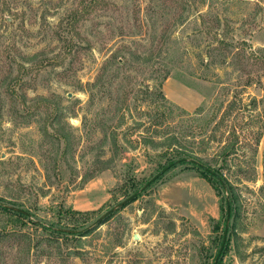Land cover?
Returning <instances> with one entry per match:
<instances>
[{
    "label": "rangeland",
    "instance_id": "374dc122",
    "mask_svg": "<svg viewBox=\"0 0 264 264\" xmlns=\"http://www.w3.org/2000/svg\"><path fill=\"white\" fill-rule=\"evenodd\" d=\"M91 1L0 0V199L61 240L41 264H214L231 189L222 264H264V0ZM175 135L213 167L235 143L221 194L158 162Z\"/></svg>",
    "mask_w": 264,
    "mask_h": 264
},
{
    "label": "trees",
    "instance_id": "16d2710c",
    "mask_svg": "<svg viewBox=\"0 0 264 264\" xmlns=\"http://www.w3.org/2000/svg\"><path fill=\"white\" fill-rule=\"evenodd\" d=\"M95 2H101V0H93L91 1V4ZM97 6V5H95ZM92 7V6H91ZM68 25V24H67ZM69 32H71L69 30ZM65 43L67 44V47L70 48L69 50L74 49L75 43L72 42L68 36L65 37ZM169 75L165 74L164 79H166ZM162 83V82H161ZM161 86V84H159ZM161 98H165V95L163 93H160L159 98L156 99L157 104H159V100ZM166 99V98H165ZM167 100V99H166ZM160 108V105H159ZM155 134L151 136H147L144 138L145 143H152L153 148H155L154 144H159L155 141ZM179 139H186V137L180 138L178 135H175L174 137H170L169 143L163 145V149L156 153L154 156L158 157V162H162V160L168 155V154H174L175 157H188L189 160L193 163L195 167L199 169L200 176L207 179L211 185L217 189V192L221 194L219 187L215 184L213 181V178L216 181H221L217 175L208 172L207 170L203 169L199 164H203L207 166L208 168L212 169L217 174H220L224 177L223 170L229 169L230 163H229V157L235 152V143L227 144V146L224 147V150L220 152V157L222 158V164L216 165V167L211 166L210 164L204 162V160L199 157L198 153H196L195 150L189 149L188 147H183L178 145ZM117 152H122L123 149L121 146L119 147L117 145L116 148ZM147 156L152 158V154L149 152L147 153ZM187 161H184L182 163H185ZM199 163V164H198ZM162 166V165H161ZM160 166V168H161ZM225 183L228 184L229 180L226 178L223 179ZM130 185L129 183L125 182L119 189L118 192H121V196H127L130 193ZM232 192L230 196V202H231V210L232 212L235 210V204L238 205V198L236 196V193L234 189H231ZM217 193V194H218ZM116 196V194H115ZM237 202V203H236ZM223 202L220 203L221 210L224 209ZM71 213H82V214H94L95 210L90 211H77L71 209ZM220 219L217 221V226H220ZM43 224V223H41ZM50 225L43 226L44 230H52L50 232H61L63 230L56 229L53 226V223H49ZM35 226L36 228L40 226L39 223L36 221L29 220V217L27 216V213L20 212L19 210L13 209L10 206H8L3 199H0V262L2 260H5V258L8 257V255L12 254V257L15 259H19V255L23 253L22 264H41L44 258L48 257V260L54 261H62L66 260L68 256L64 255V252L61 248H59L56 244V242L61 241L59 237H54L51 233H44L37 241H34V234L32 231L29 230H21V228H32ZM67 234V233H66ZM57 238V240H54ZM230 243V241H229ZM48 245L49 248H46L45 246ZM56 249L54 252L53 250ZM225 249V247H224ZM11 250V252H10ZM224 251V250H223ZM223 252L219 258L218 264H222L223 262ZM3 258V259H2ZM205 264H211V263H205Z\"/></svg>",
    "mask_w": 264,
    "mask_h": 264
},
{
    "label": "water",
    "instance_id": "95a60500",
    "mask_svg": "<svg viewBox=\"0 0 264 264\" xmlns=\"http://www.w3.org/2000/svg\"><path fill=\"white\" fill-rule=\"evenodd\" d=\"M188 160L187 158H181V159H176L174 160L172 163L168 164L162 171H160L157 175H155L150 182L156 180L161 174L165 173L168 169H170L171 167L177 165L178 163H182L184 161ZM199 164V163H198ZM203 169L207 170L210 173H213L215 175L218 176V174L216 172H214L212 169L208 168L207 166L203 165V164H199ZM146 186V185H145ZM138 193H134L132 195H130L129 197H127L126 199H124L123 201H121L120 203H118L117 205H115L113 208H111L107 213H105L104 216H107L108 214L114 212L115 210H117L118 208L124 206L125 204H127L128 202L132 201ZM231 220V205L228 201V205H227V225H226V231H225V235H224V239H223V243L220 247V250L218 252V255L216 257V260L214 262V264H217L218 259L220 258L223 249L225 247L226 244V239H227V232H228V227H229V222ZM135 237L137 238V235H135Z\"/></svg>",
    "mask_w": 264,
    "mask_h": 264
},
{
    "label": "crops",
    "instance_id": "0c3cea01",
    "mask_svg": "<svg viewBox=\"0 0 264 264\" xmlns=\"http://www.w3.org/2000/svg\"><path fill=\"white\" fill-rule=\"evenodd\" d=\"M198 182L199 183H202V184H204L205 182L203 181V179H200L199 177H198ZM206 184V183H205ZM176 188V190L180 193L179 194V196H178V198L176 199V202L177 203H179V202H181L182 200L184 201V199H183V196H184V193L186 194L187 193V191H189V192H191L192 194H195V193H193V189L191 188V187H189V186H187V187H185V188H183V187H180V186H175ZM183 190V191H182ZM209 194L211 195V197H212V205H211V209H212V217L213 218H215V216L217 215V212L216 211H218V207H219V205L220 204H218V201L216 200V199H214L216 196H215V193L211 190V191H209ZM213 195V196H212ZM199 199H197V197H196V199H195V203H196V206L197 207H199L200 206V204L198 203V202H196V201H198ZM213 210H216V211H213ZM191 216L192 215H194L193 213H191L190 214Z\"/></svg>",
    "mask_w": 264,
    "mask_h": 264
}]
</instances>
